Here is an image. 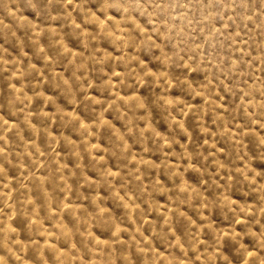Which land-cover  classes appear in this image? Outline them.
<instances>
[{
    "label": "rangeland",
    "instance_id": "374dc122",
    "mask_svg": "<svg viewBox=\"0 0 264 264\" xmlns=\"http://www.w3.org/2000/svg\"><path fill=\"white\" fill-rule=\"evenodd\" d=\"M0 264H264V0H0Z\"/></svg>",
    "mask_w": 264,
    "mask_h": 264
}]
</instances>
